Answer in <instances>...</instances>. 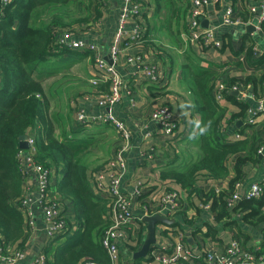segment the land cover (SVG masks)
Returning <instances> with one entry per match:
<instances>
[{"label":"trees","instance_id":"16d2710c","mask_svg":"<svg viewBox=\"0 0 264 264\" xmlns=\"http://www.w3.org/2000/svg\"><path fill=\"white\" fill-rule=\"evenodd\" d=\"M137 1L141 4V16L145 24L144 31H142V43L136 48L155 47L158 50L157 58L162 60V56H168L166 51L169 50L165 47L170 42L165 40L170 32L174 33L175 27L178 26L175 32L177 37L180 35V30L182 33H187L189 1L152 0L153 3L147 0ZM246 1L253 3L256 0ZM57 5L64 8L49 10L48 21L45 25L41 27L31 25L37 9H49ZM104 6V0H6L5 3H0V244L3 256L9 255V248L21 253L25 248L24 243L27 238L24 234V219L16 207L21 200V174L19 173L17 154L19 137L26 133H32L38 150V162L43 168L54 170L57 177L60 176L55 192L60 199L64 198L74 203V215L79 224V230L69 239L70 243L62 245L52 255L51 264H80L81 261L110 264L106 251L101 245L103 232L109 225L108 204L106 200L96 196L94 182L91 184L88 180L91 175L95 174L80 164L84 150L89 149L88 147L93 143L89 144L88 140H86L87 142L79 141L77 137L67 138V135L63 141L55 137L54 123L50 116L51 107L44 92L42 80L34 77L37 70L44 73L49 69L59 68L58 63L64 56L92 57L88 53L82 56L66 47H59L57 37L63 32H83L88 29L89 24L99 21L103 15ZM149 7L153 8L152 13L148 11ZM185 17L188 22L187 28L180 29L181 20ZM153 23H155V28L151 27ZM157 24H161L162 30L165 31L163 47H160V41L157 42L155 39ZM262 27L264 28V25ZM242 46L239 53H244L246 60L252 66H258L257 59H254L255 64L251 62L253 48L249 46L246 49V43H243ZM176 49L180 51V49ZM204 49L206 47H202V50ZM46 62H51L56 67L53 64L44 66ZM161 62L158 66L162 76L153 84L148 81L147 77L136 73L137 76L146 79L145 83L151 85L150 89L160 90L165 78L164 73L168 80L170 78ZM261 63H264V58ZM189 65L188 62L185 66L180 67L191 83L190 93L193 106L187 116H183L186 120L184 130L186 133L188 132V136H193L196 139L194 149L200 156L181 169L174 167L178 160V157H175L172 163L167 164H171L169 168L158 173L157 179L165 189L172 185L179 186L191 201H194L197 196L200 200L197 208L202 202L210 204V209L215 213L217 222L233 218L228 225L259 226L262 224L264 227V191L258 200L240 203L237 207L240 213L239 219H235V215L232 217V213H236L230 211L225 205L223 199L226 194L224 192L219 197L215 196L213 188L207 194H203L202 191L198 192V186L203 181L218 184L229 179L228 185L233 187L234 181L238 179L230 178L229 171L233 170L235 175L239 166L254 161L252 155L256 151L254 141L256 135L250 136V138L248 136L252 125H245L242 131H237L234 123L236 119H246L247 104L237 102L230 93V87L239 85V83L232 78H226L223 82L226 89L216 90L220 94V99L235 105L238 109L236 113L228 115L226 110L214 99L212 93L214 85H216L215 80L219 78L216 71L196 65L189 67ZM261 80L264 81V75L261 78L247 77L244 82L255 86L256 81ZM169 86L170 81H167L165 87L162 88L165 89ZM96 89L108 94L110 85L101 83ZM91 92L88 91V94ZM167 93H171V91H167ZM180 97L182 96L180 95ZM94 102L92 100V103ZM159 104L167 106L164 102H159ZM196 116H198V120L197 123H194L193 119ZM222 119H225L226 122V132L222 131L224 129ZM90 126L108 128L110 125L104 123L80 126L74 123L70 130H73L71 132L73 136L82 133L91 135L90 132H87ZM202 128L204 129L203 133L200 131ZM236 133L240 136H248V138L229 144L226 139L227 135ZM179 134L177 126L176 136L168 139L167 144L179 138ZM116 147L117 143L114 146V152ZM177 151L174 149L173 156H177ZM168 157L166 155V158ZM197 208L196 210L200 211ZM175 217L177 220L175 227L185 225L194 230L198 229L197 220L188 219L183 211ZM49 248L45 251L46 256ZM43 249L44 247L41 251ZM262 251L264 252V247Z\"/></svg>","mask_w":264,"mask_h":264},{"label":"crops","instance_id":"0c3cea01","mask_svg":"<svg viewBox=\"0 0 264 264\" xmlns=\"http://www.w3.org/2000/svg\"><path fill=\"white\" fill-rule=\"evenodd\" d=\"M147 1L153 3L152 0ZM104 2L105 10L103 8V15L98 22H95L97 23V28L84 33H77L74 36L75 39L87 40L97 45L98 54L102 58L109 56V47L115 34V26L119 14L121 0H104ZM263 2L264 0H256L253 3L247 2L246 0H208L207 5H204L202 8L203 16L201 18V25L203 29H213V41L218 45H208V47H206L204 50H202L199 45H194L185 39L186 36L184 37L183 34L186 32L182 33L180 30V35L177 37L175 32L177 31L178 26H176L174 33L170 32L167 40H165L170 42V44L165 47L167 50H169L166 51L168 56L163 54L164 56H162L161 60L162 63L168 66L170 70L173 69L171 70L169 80L167 75L164 73L165 85L167 81H170V87L172 86L174 88L173 83L177 81V84L179 83L180 79L178 76L180 71L177 72L175 68H173V66L177 65L176 62L178 60L181 64L180 67L185 66L189 62V67H194L196 65L201 68L212 69L216 71L217 75H219V78L216 79L217 81L215 80L216 85H214V89L215 86L216 89H213L212 92L215 99L216 90L219 89V85L225 80H222L223 75L220 74V70L227 69V74L229 76L227 78L236 80V82L242 85L245 90L244 99H242L241 95L237 92L230 91V93L237 102H243L244 104H247L245 114L247 118L248 108H253L256 110L258 107V101L264 97V81H256L255 86L251 83L244 82L247 77L261 78L264 75V63H261L262 58H264V28L262 27L264 25V20H262V12H264V5L262 6ZM228 8L232 9L234 17L238 18L245 24L231 25L224 23L223 18ZM252 8H255L256 12L251 13L250 10ZM164 20L166 19L164 18ZM181 24L182 25L179 27L180 29L187 28L188 22L186 17L181 20ZM158 26L159 28H157ZM134 27L135 22L133 21L126 26V29L131 30ZM151 27L155 28V23H153ZM156 28L157 33H155V39L157 42L160 41V47H163L162 40H160V38L165 37V31L162 30L161 24H157ZM158 29H160V32H158ZM243 43H246V49L249 46L253 48V57L251 62L255 64L254 59H257L259 62L258 66H252V64L246 60L245 54L239 53L243 47ZM176 48L180 49V51H178ZM84 57L89 58L88 56ZM85 64L89 65L88 63ZM89 68L92 69L91 74H93V67L89 66ZM117 69L123 81V90L120 101L113 106V110L116 117L126 124L132 132L130 147L124 154L126 167L121 171L122 180L120 190L124 193L130 194L133 189L139 185V183L145 184L149 181H155L156 177H158V173L169 168L171 164H167L172 163L175 157H178V160L175 162L174 167L181 169L185 167V165H187L190 161L197 158V156H200V154L196 151V155H189L186 149L181 148V144L183 142H189L195 145L196 141L193 136H188V132L186 133L184 130V123H186L184 118L187 116L190 110L189 101L185 93V91L190 92L191 88V83L188 81V76L183 72L182 75L180 74L183 77L185 84L184 90H180L178 88L180 95L182 96L179 97L171 93H167L169 88H165L164 90L150 89L151 85L145 83L146 79L141 76H137L134 71V67L132 65H127L124 61L120 62ZM160 88L162 89V87ZM188 98L190 101L192 100V97ZM159 102H164L168 107H170L176 119H178L177 124L180 136L177 143V156L169 155V149H167L168 139L163 136L162 129L156 126L149 119L150 112L153 108L159 106ZM218 103L226 110L228 115H232L238 111L235 105L224 101V99H220ZM90 104H92V100L86 102L84 101L82 95L74 97L72 102V106L73 108L75 107V109L88 108ZM197 120L198 116L194 117V123H197ZM74 123L75 121L72 123V125H74ZM222 123L224 125V129L222 131L226 132L225 127L227 126L225 125V119H222ZM234 123L236 125L237 131H242L245 125L247 126L245 119H236L234 120ZM72 125L70 128H68L66 133L67 138L77 137L79 141H86L92 139V136H97L94 139H102L101 142L96 143L99 145L110 141L109 157L104 163L100 165L97 171H92L95 175H91L88 179L91 184L94 182V192L96 196L105 200L104 195L101 194L96 188L95 179L98 174H100L98 171H102L101 181L104 185L108 184L109 175L107 172L103 171L101 166H105V163L108 161V159L112 157L118 134L111 126H108V128L92 126L93 128L90 127L87 131L90 132L91 135L82 133L78 134L77 136H73L71 133L73 130H70L72 129ZM252 126L253 127L249 129L248 136L250 138V136L256 135V139H254L256 151L252 155L254 161L247 164L245 163L244 166H239L235 175L233 170L229 171L230 178L236 177L238 179L235 180L234 183L239 184L237 193L240 196L243 195L244 191H246L253 182H261L264 176V154L261 155L257 152L259 147L264 146V112L257 115L256 122ZM53 127L56 131L55 137L58 138L59 126L53 124ZM147 132L151 133L150 137L144 136ZM236 134L229 136L227 135L226 139L229 144H232L236 140L248 138V136H243L240 139H236ZM231 136L233 137L232 139L230 138ZM96 144H93V146ZM166 155L169 157L166 158ZM233 163L234 161L232 162V165ZM81 166L83 165L81 164ZM86 169L90 171V169L87 167ZM35 176L36 175L32 172H29L28 179L30 187H33V179L35 180ZM59 177L60 176L57 177L56 174H54V184H51L49 190L51 197H56L57 195L55 192V187ZM228 181L223 180L218 184H213L211 181H203L198 186V192H207L213 185L221 188L224 192L231 191L232 187L228 185ZM142 197L145 199L147 198V195H143ZM61 199L65 204V210L68 220L71 224V231L67 233L63 239L57 240L50 246L47 255V264H51L52 255H54L57 249L62 245L70 243L69 239L73 237L79 230V224L74 215V203L64 198ZM198 201L200 200L197 196L196 199L194 198V201H191L187 198L185 204L182 207V211L185 213V216L188 219L193 218L197 220V230L186 227L185 225L175 227L174 225L177 223V220L174 218V215H171L168 218L173 219L174 223L171 225L158 224L156 227L157 237L159 238L161 236L165 243H169L173 240V233L179 231L183 233L185 237V246L197 255H200L204 251L220 253L223 248L227 246L232 240H238L240 246L246 252L253 254L256 253L257 255L261 254L264 257V252L262 251L264 247V227H262V224H259V226L243 224L228 225V223H230L233 218L217 222L214 216L215 213L211 211L210 208L207 210L201 209L199 206L197 208ZM240 203L237 206H239ZM141 204L145 205L144 203ZM195 207L200 211H197ZM169 208L170 206L167 205L165 211L168 212ZM229 210L234 212V209ZM133 212L135 215H138L141 213V208L135 204ZM234 215L235 214L232 213V217ZM34 219V230L30 233L24 243L25 248L22 249V257L15 260L14 262L3 261L2 258H0V264H31L34 258L40 253L47 238L44 229L45 223L43 220V215L39 211L36 212ZM144 226L145 229L141 228V238L143 241L147 235L146 225L144 224ZM125 233L127 239L118 243L121 252V260H119L117 264H131V259L135 260L134 255L131 256L130 253L127 252V250L130 248V245L133 244L130 235L131 230H126ZM13 252L15 251H12L11 248L8 249V254Z\"/></svg>","mask_w":264,"mask_h":264},{"label":"built area","instance_id":"2783aa9c","mask_svg":"<svg viewBox=\"0 0 264 264\" xmlns=\"http://www.w3.org/2000/svg\"><path fill=\"white\" fill-rule=\"evenodd\" d=\"M188 1L190 6L189 26L187 33L183 34L184 37L186 36L185 39L194 45H199L200 48L208 47V45H218L213 41V29H203L201 25L202 8L207 5L208 0ZM5 2L6 0H3V3ZM263 5L264 2L262 3ZM152 10L153 8H148L150 13H152ZM141 11V4L137 0H121L115 34L109 47L111 65H108L98 54L97 45L87 40L74 38L77 33L94 30L97 28V23L89 24L90 27L83 32H63L57 37V45L59 47H66L81 55L88 53L92 55V57L89 56L91 60L95 59L92 66L94 72L90 75L95 91L83 97L86 102L91 100L95 102L90 104L88 108L76 109L75 123L80 126L107 123L118 134L116 150L103 167V171L105 170L109 175L108 184L104 185L102 183L101 173L95 179L97 190L104 195L108 204L107 218L109 225L103 232L101 245L106 251L110 264H117L121 260L118 243L127 239L126 230H131L130 235L133 244H131L132 246L130 245L127 252L132 256L136 251L140 250L144 242L141 238V228L145 229L142 218L159 215L169 219L168 217L174 215L176 219L175 215L177 216L182 211L187 199L185 191L179 186L172 185L165 189L157 177L153 182L139 183L130 194L120 190L121 171L126 167L124 154L130 147L132 132L126 124L116 117L113 110V106L120 101L121 89H123V81L117 67L121 61H124L127 65L134 67L135 73L147 77L152 84L162 76L158 66L161 60L156 56L158 50L155 47L136 48L142 43V31H144L145 24ZM250 11L254 13L256 9L252 8ZM262 13V20H264V12ZM133 21L135 22V27L127 30L126 26ZM223 21L231 25L245 24L234 17L231 8H228ZM101 83H109L110 91L108 94L96 89ZM237 86L232 85L230 91L239 93L241 98L244 99L245 90L240 92V87ZM161 87H165L164 82ZM224 88L226 89L225 85L221 83L219 90ZM215 99L220 100L218 92H216ZM247 111L245 122L247 125H253L256 122L257 115L264 112V97L258 101L256 110L248 108ZM149 119L162 129V134L166 139H172L176 136L177 119L169 107L159 104V106L152 109ZM24 135L27 136L25 140L27 149L22 150L19 148L17 154L19 173L21 174V200L16 207L24 219V234L26 238L34 230L33 222L36 212L39 211L43 215L47 238L43 246L44 249L40 251L31 264H47L46 249L57 240L63 239L71 231V225L69 224L64 201L59 199L57 195L56 197L50 196V186L54 184V170L43 168L40 165L37 159L38 150L32 133ZM150 135L151 133L147 132L144 136L150 137ZM241 137L243 136L235 135L236 139ZM257 152L263 155L264 146L259 147ZM29 172L36 175L35 180L33 179V187L29 186ZM238 187V183H233L231 191L224 192L221 188L213 185L207 192L203 191V194H207L212 188L216 197H219L224 192L226 194L223 199L225 205L228 209H234L236 213L235 219H239L240 213L237 205L240 202L257 200L262 197L264 176L261 182H253L242 196L237 193ZM143 195H147L149 199H144ZM135 204L141 208V213L138 215L133 212ZM167 205L170 206L168 212L165 211ZM199 207L207 210L210 208V204L202 202ZM173 234L172 242L165 243L161 236L157 237L156 233V243L150 246L146 257L138 262L131 259V264H264V257L261 254L246 252L242 249L238 240H232L220 253L204 251L197 255L185 246L183 233L177 231ZM21 257L22 253L20 251L3 256L0 244V258L3 261L14 262ZM80 264L99 263L81 261Z\"/></svg>","mask_w":264,"mask_h":264},{"label":"rangeland","instance_id":"374dc122","mask_svg":"<svg viewBox=\"0 0 264 264\" xmlns=\"http://www.w3.org/2000/svg\"><path fill=\"white\" fill-rule=\"evenodd\" d=\"M0 3H3V0H0ZM59 8H64V7L57 5L49 9L47 8L37 9L33 17V20L31 21V25L37 26V27H41L42 25H45L48 21L47 15L49 13V10H53V9L57 10ZM157 28H159V26ZM159 31L160 29H158V32ZM160 40L164 41L165 37H161ZM94 60L95 59L91 60V58H85V57L74 58V56H70V57L64 56V58H62L60 62L58 63L59 68L49 69L48 71L44 73L37 70L34 74V77L36 79L42 80L43 89L47 95V99L51 107L50 116L52 118L53 123L59 126L58 140L60 141L65 140V135L68 131V128H70L72 123L75 121L76 109L75 107L73 108L72 106L74 97L77 95L79 96L82 95L83 97H85L86 95H88V91L90 92L95 91L94 90L95 86L91 83V78H90L92 69L89 68V66L92 67L94 65ZM85 63H88L89 65H86ZM51 64L53 63L46 62L44 66L51 65ZM176 64L177 65L173 66V68H175L177 72L180 71L179 76L177 75L180 80L178 84H177L178 81L173 83L174 88L172 86L171 87L169 86L168 91H171V94L180 97V92L178 88L180 90H184L185 81L183 77L181 76L182 71L180 70L181 64L179 60L176 62ZM163 66L166 70V73L171 75L170 74L171 70L169 69V67L166 66L164 63H163ZM220 74L223 75L222 80L229 77L227 74V69L220 70ZM237 87H240V92L244 91V88L242 85L239 84ZM160 90H164V88L162 89L160 88ZM185 93L189 101V107L191 109L192 102L189 100L188 97H192V95L190 92L185 91ZM54 135H56L55 130H54ZM92 137H93L92 139L88 140V142L90 141L89 144H92V143L96 144L102 141V140L100 141V140L94 139L97 136H92ZM178 140L179 138H176L175 140L170 141V143L167 145V149H169L168 153L170 156H173L174 149L178 150V145L174 144V143H178ZM109 143L110 141L102 143L100 145L96 144L95 146L93 145L89 146L88 147L89 149L84 150V153L82 154L81 164L83 166L85 165L88 169H90L93 172L97 171L100 165L104 163L105 160L110 155L109 154L110 153ZM181 145H182L181 148L186 149L189 155H194L196 153V150H193L195 148V145L189 142H183ZM103 166L104 165H102L101 168H103ZM146 199H149V198H146Z\"/></svg>","mask_w":264,"mask_h":264},{"label":"water","instance_id":"95a60500","mask_svg":"<svg viewBox=\"0 0 264 264\" xmlns=\"http://www.w3.org/2000/svg\"><path fill=\"white\" fill-rule=\"evenodd\" d=\"M103 59L108 65L112 64V60H111L110 55L106 56ZM26 137H27L26 135H22L18 139V141H19L18 146L22 150L27 149V144L25 142ZM142 221L146 225L147 235H146V238H145L140 250L136 251L134 253V259L135 260L142 259V258L144 259L147 255L149 249H150V246L154 245L156 243V227L158 224L171 225L174 223L173 219H166L165 217H162L159 215L152 216V217H143Z\"/></svg>","mask_w":264,"mask_h":264},{"label":"clouds","instance_id":"9594fccd","mask_svg":"<svg viewBox=\"0 0 264 264\" xmlns=\"http://www.w3.org/2000/svg\"><path fill=\"white\" fill-rule=\"evenodd\" d=\"M81 55V54H80ZM200 131L203 133L204 132V129L202 128V129H200Z\"/></svg>","mask_w":264,"mask_h":264}]
</instances>
